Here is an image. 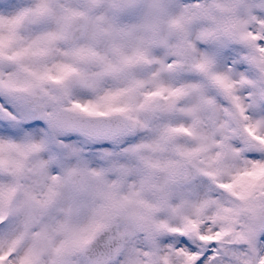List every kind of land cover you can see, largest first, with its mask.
<instances>
[{"label": "snow or ice", "instance_id": "6c2138e0", "mask_svg": "<svg viewBox=\"0 0 264 264\" xmlns=\"http://www.w3.org/2000/svg\"><path fill=\"white\" fill-rule=\"evenodd\" d=\"M0 264H264V0H0Z\"/></svg>", "mask_w": 264, "mask_h": 264}]
</instances>
